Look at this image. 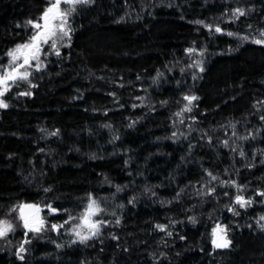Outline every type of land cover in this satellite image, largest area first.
<instances>
[{
    "label": "trees",
    "instance_id": "1",
    "mask_svg": "<svg viewBox=\"0 0 264 264\" xmlns=\"http://www.w3.org/2000/svg\"><path fill=\"white\" fill-rule=\"evenodd\" d=\"M47 7L0 0V66ZM74 7L60 55L1 96L0 264H264V0Z\"/></svg>",
    "mask_w": 264,
    "mask_h": 264
},
{
    "label": "snow or ice",
    "instance_id": "2",
    "mask_svg": "<svg viewBox=\"0 0 264 264\" xmlns=\"http://www.w3.org/2000/svg\"><path fill=\"white\" fill-rule=\"evenodd\" d=\"M89 0H49V7H47L38 21H28V24L32 26L35 30L34 34L29 38V41L24 44H19L15 49L10 50L7 55L11 58L7 66H0L4 68L3 73H0V86H3V91H0V95H3L4 91L8 90L9 82H15L17 79L27 80L30 73L27 71V67H31V62L36 61V68H40V55L43 51V45L50 44V47L55 50V54L60 55L59 49L57 48V38L63 39L64 37H69L71 29L67 26V18L71 15L72 11H75V5L77 4H86ZM71 5L72 7L67 11L61 9V4ZM239 15H244L243 10H236ZM216 31H221L220 28H216ZM232 35V33H229ZM264 35V33H262ZM255 43H264V41L256 40ZM192 52V49L188 50ZM22 59V63H18ZM24 69V71H21ZM186 100L191 103V101L197 99L196 97H185ZM0 107H7L3 101H0ZM186 110H191L186 108ZM241 156L244 155L243 152L240 153ZM215 179V177H213ZM264 195V193H261ZM236 202L240 204L241 207H244L250 201H244L242 197L237 196ZM24 208H35L36 215H25ZM53 211H55L53 209ZM100 211L96 201L90 200L87 205L85 213L82 215V225L77 227H86L89 230L90 235H82L80 231H76L75 234L79 237L81 242L91 238L98 233L99 227L98 223H94L91 220L93 215H96ZM39 208L34 205H22L21 206V219L23 220L24 228L39 232L43 227V220L38 216ZM264 219V217H261ZM56 225H53V228H56ZM163 229V226H160ZM12 230V225L6 221H0V237H3L7 234L8 231ZM75 231V230H74ZM225 230L220 229V232L223 233ZM216 235V230L214 229V236ZM213 244L215 247L222 248L228 247L230 241H228L224 236H220L218 239H213ZM24 249L21 247L20 252H23ZM23 259V257H20Z\"/></svg>",
    "mask_w": 264,
    "mask_h": 264
},
{
    "label": "rangeland",
    "instance_id": "3",
    "mask_svg": "<svg viewBox=\"0 0 264 264\" xmlns=\"http://www.w3.org/2000/svg\"><path fill=\"white\" fill-rule=\"evenodd\" d=\"M47 2H48V7H49V0H47ZM16 48V47H15ZM14 48V49H15ZM33 62V61H32ZM31 62V63H32ZM18 63H22V59L20 60V61H18ZM21 71H23V69H21ZM17 80H19V79H17ZM16 80V81H17ZM16 81L14 82V83H16ZM9 83H11V81L9 82ZM13 83V82H12ZM0 91H3V86H0ZM2 95H0V101H2V97H1ZM25 213H28V212H26L25 211ZM91 220H92V222H94V223H97V221H95V215H93L92 217H91Z\"/></svg>",
    "mask_w": 264,
    "mask_h": 264
},
{
    "label": "water",
    "instance_id": "4",
    "mask_svg": "<svg viewBox=\"0 0 264 264\" xmlns=\"http://www.w3.org/2000/svg\"><path fill=\"white\" fill-rule=\"evenodd\" d=\"M34 206H35V205H34ZM36 207H37V206H36ZM37 208H39L38 216H40L41 208H40V207H37ZM28 209H31L30 213H25V211H28ZM23 211H24L25 215H36V214H37L35 208H24Z\"/></svg>",
    "mask_w": 264,
    "mask_h": 264
},
{
    "label": "flooded vegetation",
    "instance_id": "5",
    "mask_svg": "<svg viewBox=\"0 0 264 264\" xmlns=\"http://www.w3.org/2000/svg\"><path fill=\"white\" fill-rule=\"evenodd\" d=\"M30 211H31V209H28V211H26V212L30 213ZM40 217H41V216H39V218H40ZM40 219H41V218H40ZM0 221H2V219H0ZM9 232H10V231H8L7 234H8ZM7 234H6V235H7Z\"/></svg>",
    "mask_w": 264,
    "mask_h": 264
}]
</instances>
